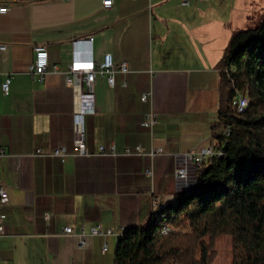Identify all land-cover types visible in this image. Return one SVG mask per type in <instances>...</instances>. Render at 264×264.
I'll use <instances>...</instances> for the list:
<instances>
[{"label":"crops","instance_id":"1","mask_svg":"<svg viewBox=\"0 0 264 264\" xmlns=\"http://www.w3.org/2000/svg\"><path fill=\"white\" fill-rule=\"evenodd\" d=\"M102 1L0 0L8 7L0 15L7 45L0 52V185L8 190L0 264H113L125 228L145 226L174 199L181 156L215 145V66L232 33L264 11V0H116L110 10ZM36 46L46 49L48 70L58 69L43 83L28 74ZM105 54L127 64L130 73L116 81L128 88L96 80V112L84 118L92 156L81 157L63 74L74 59L99 62ZM147 113L158 118L151 130L142 127ZM100 146H113L114 156L99 154ZM56 148L69 152L65 160L49 156ZM156 149L162 153L148 157ZM94 226L114 235L78 246L64 233Z\"/></svg>","mask_w":264,"mask_h":264},{"label":"trees","instance_id":"2","mask_svg":"<svg viewBox=\"0 0 264 264\" xmlns=\"http://www.w3.org/2000/svg\"><path fill=\"white\" fill-rule=\"evenodd\" d=\"M215 69L210 129L221 156L196 164L148 224L125 228L113 264H212L221 235L231 237L232 264H264V11L232 33Z\"/></svg>","mask_w":264,"mask_h":264},{"label":"built area","instance_id":"3","mask_svg":"<svg viewBox=\"0 0 264 264\" xmlns=\"http://www.w3.org/2000/svg\"><path fill=\"white\" fill-rule=\"evenodd\" d=\"M116 0H103L102 8L110 10ZM183 4H187L186 0H183ZM8 7L6 5H0V15L6 14ZM92 39L89 38L88 42ZM7 49V45L0 41V52H4ZM58 69L56 66H52L51 71L48 70V55L47 51L42 46H36L34 48V59L33 62L28 66V74L31 79L37 83H43L45 78L49 74H57ZM127 64L121 62L117 66L114 64L113 58L110 54H105L101 61L95 62L90 60H78L74 59L67 69L64 75L65 86L68 87L72 92V117L74 122V149L75 153L81 157H91L92 154L88 150L85 143V129H84V118L86 116L94 115L96 112L95 108V91L94 86L98 78H104L106 85L110 89L119 88L121 91H125L128 88V84L123 80L120 84L116 81L117 75L127 76L129 74ZM10 83L11 79L6 78L1 85V90L4 96L10 94ZM149 93H143L140 97V102L145 103L149 97ZM233 105L239 112H242L243 97L237 95V98ZM158 125L157 115L154 113H147L144 116L142 127L147 130H151ZM162 153L161 149L151 150L148 157H154ZM99 154L105 156H114L113 146L108 148L104 146L99 147ZM126 155H130L128 152ZM35 155H40L37 151ZM69 152L65 148H56L51 150L49 156L65 160ZM135 155L143 156L140 148H136ZM221 156L214 147H208L200 150L199 152H190L181 156V163L175 167L174 176L175 179L184 185H186L190 178V169L196 164L202 163L212 157ZM147 176L151 174L150 170L145 172ZM8 202V190L0 185V235L4 232V224L7 219V215L3 212V207ZM48 218V216H46ZM66 235L72 236L78 244L83 246L88 238L100 237L106 240L108 237L114 235L111 229H102L100 226L91 227L87 233L80 230L78 233H73L72 229L66 228L64 230ZM120 233V230L118 234ZM102 254L108 252V245L103 244L101 248Z\"/></svg>","mask_w":264,"mask_h":264},{"label":"rangeland","instance_id":"4","mask_svg":"<svg viewBox=\"0 0 264 264\" xmlns=\"http://www.w3.org/2000/svg\"><path fill=\"white\" fill-rule=\"evenodd\" d=\"M253 21L254 22H251L248 26H245V28L255 25V20ZM190 175H191V169H190ZM181 185L184 184L181 183ZM215 249L217 253L212 264H232V241L229 235L219 236L216 240Z\"/></svg>","mask_w":264,"mask_h":264},{"label":"bare ground","instance_id":"5","mask_svg":"<svg viewBox=\"0 0 264 264\" xmlns=\"http://www.w3.org/2000/svg\"><path fill=\"white\" fill-rule=\"evenodd\" d=\"M246 105H247V102H246L245 100H243L242 108L246 107ZM165 231H166V230L164 229V232H165Z\"/></svg>","mask_w":264,"mask_h":264}]
</instances>
